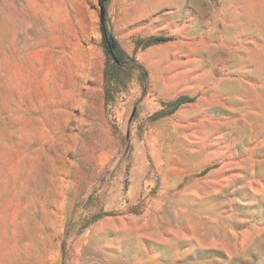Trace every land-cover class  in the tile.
<instances>
[{"label": "rangeland", "instance_id": "374dc122", "mask_svg": "<svg viewBox=\"0 0 264 264\" xmlns=\"http://www.w3.org/2000/svg\"><path fill=\"white\" fill-rule=\"evenodd\" d=\"M99 11L0 0V264H264V0H109L107 105Z\"/></svg>", "mask_w": 264, "mask_h": 264}, {"label": "trees", "instance_id": "16d2710c", "mask_svg": "<svg viewBox=\"0 0 264 264\" xmlns=\"http://www.w3.org/2000/svg\"><path fill=\"white\" fill-rule=\"evenodd\" d=\"M109 0H98L99 6V30L104 48L105 62L103 68V96L104 103L107 105L113 102L118 92L125 87L124 79L131 74L132 69H141V77L144 80L146 71L142 65L136 60V51L144 50L145 48L163 43L171 39L169 36L162 34L150 35L147 37H135L133 55H127L120 47L119 41L115 33L112 31V24L107 16V3ZM194 96L182 94L174 100L167 101L162 104V108L155 112L152 117H159L170 114L174 110L184 104L191 102ZM206 171V169L204 170Z\"/></svg>", "mask_w": 264, "mask_h": 264}]
</instances>
